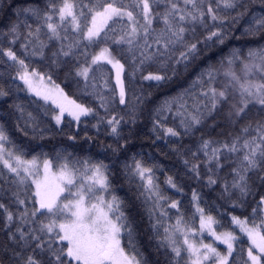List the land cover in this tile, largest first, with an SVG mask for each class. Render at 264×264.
Listing matches in <instances>:
<instances>
[{
    "label": "snow or ice",
    "instance_id": "snow-or-ice-1",
    "mask_svg": "<svg viewBox=\"0 0 264 264\" xmlns=\"http://www.w3.org/2000/svg\"><path fill=\"white\" fill-rule=\"evenodd\" d=\"M0 264H264V0H0Z\"/></svg>",
    "mask_w": 264,
    "mask_h": 264
},
{
    "label": "trees",
    "instance_id": "trees-1",
    "mask_svg": "<svg viewBox=\"0 0 264 264\" xmlns=\"http://www.w3.org/2000/svg\"><path fill=\"white\" fill-rule=\"evenodd\" d=\"M109 68H110V66H108ZM114 75V74H113ZM57 83H59V81H57ZM61 86H63V85H61ZM146 242V237H141L140 238V241H139V243L141 244V246H143V244Z\"/></svg>",
    "mask_w": 264,
    "mask_h": 264
},
{
    "label": "rangeland",
    "instance_id": "rangeland-1",
    "mask_svg": "<svg viewBox=\"0 0 264 264\" xmlns=\"http://www.w3.org/2000/svg\"><path fill=\"white\" fill-rule=\"evenodd\" d=\"M111 67V66H110ZM113 74H114V70H113Z\"/></svg>",
    "mask_w": 264,
    "mask_h": 264
}]
</instances>
